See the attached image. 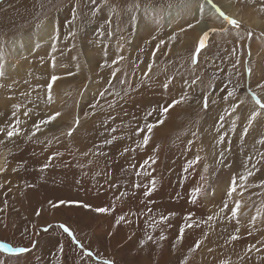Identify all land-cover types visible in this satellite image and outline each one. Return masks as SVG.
<instances>
[{
	"label": "rangeland",
	"instance_id": "1",
	"mask_svg": "<svg viewBox=\"0 0 264 264\" xmlns=\"http://www.w3.org/2000/svg\"><path fill=\"white\" fill-rule=\"evenodd\" d=\"M190 1L0 0V128L5 129L0 132V155L21 154L23 150L16 147L22 141L38 146L46 140L45 144L52 146L65 138L67 146L75 147L72 139L80 142L91 136L93 143L94 134L88 128L101 131L103 125H92L102 124L105 106L111 109L110 130L120 145L105 143L107 136L100 132L90 154L103 153L101 158L96 156L106 166H121L124 155L132 159L124 143L140 151L142 145L136 141L147 133L148 123L159 131L147 144L153 150L145 159H155L149 175H137L143 155L124 165L125 172L133 173L131 182L120 183L119 177L99 175L96 167L95 176L77 180L81 181L75 185L77 194L70 197L62 193L53 198L44 194L30 204L16 199V195L12 197L15 188L7 186L9 176L0 177V244L28 249L20 254L0 252V264H104L105 260L113 264H207L204 254L213 247L206 246L205 241L202 244V240L210 233L215 240L221 237L215 255L222 258L217 264H264V143H260L264 140V109L256 103L257 99L264 103V28L249 27L241 19L255 15L264 21V0H232L242 21L230 18L236 19L239 27L228 24L222 14L219 22L196 39L190 17L194 3ZM202 1L221 9L216 0ZM205 21L210 22V18ZM222 21L226 25L219 27ZM46 24L51 25L50 32L32 40L34 30ZM205 33L206 47L196 53ZM117 57L122 59L113 64ZM117 68L120 71L113 77ZM52 76L58 79L53 82ZM229 92L233 95L228 96ZM132 97V102L126 100ZM174 100L177 103L162 113L161 108ZM57 112L60 115L54 120L38 124ZM253 112L257 113L255 118ZM17 118L23 121L19 125L22 131L8 138L7 130ZM103 127V131H109ZM12 142L17 144L10 145ZM117 146L124 148L123 152H118ZM29 151L36 158V151ZM22 153L26 161H33L27 151ZM70 154L75 167H80L76 152ZM196 157L200 160L185 172L186 162ZM9 159L4 158V166L18 176L12 177L14 181L36 166ZM248 170L254 174L229 198L233 176L239 185V176ZM145 176L147 182L141 185L140 179L144 181ZM153 178L155 191L142 200L141 191ZM136 179L138 188L134 187ZM195 187L202 191L192 203L190 190ZM7 193L10 201L4 200ZM148 198L157 204L152 208L155 213L167 214L166 221L176 235L156 221L155 215L141 211L145 205H140L141 201ZM63 199L82 201L91 208L60 205L56 209V202ZM237 199L242 205L240 214L229 219ZM225 202L228 208L221 214ZM98 207L110 211L98 213ZM258 208L260 215L253 221ZM188 213L192 215L186 219ZM120 216L124 220L117 223ZM208 216L215 219L209 221ZM61 224L71 235L59 227ZM230 235L238 239L232 240ZM250 245L256 248L249 249ZM224 249L228 251L225 255Z\"/></svg>",
	"mask_w": 264,
	"mask_h": 264
},
{
	"label": "bare ground",
	"instance_id": "2",
	"mask_svg": "<svg viewBox=\"0 0 264 264\" xmlns=\"http://www.w3.org/2000/svg\"><path fill=\"white\" fill-rule=\"evenodd\" d=\"M190 2L194 3L193 7L191 8V11H190V17H192V19L194 20V28L193 30L195 31L196 33V38H198V36L203 32L205 31L209 26H212L214 25L215 23L219 22L221 19H222V14L223 13H220L219 10H217L216 8H213L211 7L210 5L208 4H205L202 0H191ZM232 0H216V3L219 4V6L221 7V11L222 12H225V13H228V16L229 17H235L237 20H243V22H245V24L249 27H263L264 28V21H260V19L255 16V15H252V18H241L239 15H237V11H236V7L234 5H232ZM179 8V7H178ZM172 14V13H170ZM206 17H209L210 18V22H207L205 21V18ZM225 18V17H224ZM241 18V19H240ZM241 20V21H242ZM226 21H222V25H220L219 27H222L223 25H226L225 24ZM263 22V23H262ZM216 26V25H215ZM40 27L41 25H39V27H37L34 32L31 34L30 38L32 40H34L35 38L33 37H44L45 35H47L50 30H51V25L50 24H46L44 25L43 27H41V30H40ZM214 28V27H213ZM262 31V30H261ZM263 32V31H262ZM225 37V36H224ZM260 39V38H259ZM240 41V40H239ZM18 41H15V44L18 45ZM245 44V43H244ZM260 44V43H259ZM261 45V44H260ZM243 46V45H242ZM244 47V46H243ZM232 48V47H231ZM258 48L260 49V47L258 46ZM253 49V48H252ZM262 49H264V40H263V44H262ZM261 49V50H262ZM254 51V50H253ZM264 52V51H263ZM252 53V52H251ZM127 55V54H126ZM150 71V70H149ZM152 75V74H151ZM155 83V82H154ZM158 83V82H157ZM154 85V84H153ZM161 90V89H160ZM135 99V97H132V98H128L126 99L127 101H131L132 102V99ZM135 101V100H134ZM106 102V101H105ZM183 108V107H182ZM104 111L106 112V115L104 117V119L102 118L100 121L102 124H98V125H92L93 126H107L109 128V131H103L104 130V127L101 126V131L102 133H104L106 136H107V140L106 141H109L111 140L113 144L117 145L118 146L120 145L119 141H117L116 139L113 140V137L114 134L111 132L110 130V125L113 123V119L111 118V109L110 107H104ZM173 111V110H172ZM170 113V112H169ZM101 113H99L100 115ZM98 115V114H97ZM102 116H104V114H102ZM173 116V115H172ZM99 117V116H97ZM101 118V116H100ZM99 121V120H98ZM90 122V120H89ZM165 123V122H163ZM90 127V125L88 126ZM87 127V128H88ZM89 129V132L94 134L93 135V143L90 142V137H87V138H83L80 142H74L76 141L75 138L72 139L71 141V144H75V147H72V146H67L68 144L66 143V139L63 138V140H60V141H57L56 142V145H53L50 146L49 144H45V142L43 143H40L38 144V146H34V145H30L28 143V141H22L20 142L19 144L21 145H17L16 148H21L23 151L22 152H25L27 151L28 152V156L29 158H31L33 161H26V157L24 158V154L21 152V154H16L15 152H13V154L11 155V153H6L4 155H0V167H4L5 168V171L4 172H0V177H2L3 175L5 176H9V180L7 181V186H13L15 188L14 190V193L12 192L11 195L12 197H14V195H16V199H19V198H22L25 202H28L30 204H33V201H36L38 200L39 196L41 195H47V196H51L53 198L54 195H59L62 193H65V196L66 194L68 196L71 195V193H74L77 194V191L79 190L76 189L75 185L78 183L81 182V181H77L78 179L79 180H82L83 178L86 179H89V177H93L95 176L94 173H95V170H96V167L99 168L98 170V173L99 175H102V176H107L108 178L110 177H119L120 178V183H125V182H131V181H134L133 180V173L131 172H125V168H124V165L130 161H133L135 162L136 159L139 160L141 157L144 156V160H145V155L149 152V151H152V145L149 144V145H145L144 142H143V136L145 135H142L141 138L137 139L138 141H136V144L138 143H141L142 145V148L140 149V151H136L132 145L127 142L126 144L124 143L125 147L127 145V147L129 148V152L132 153V159L131 157L130 158H126V155L122 156L121 158H123V162H122V165L119 166V167H116L114 166L112 163H108L107 166L104 165L102 163V160H98L99 158H97V156H101V155H97V153H99V151H94L92 154H90V148L93 147V145L97 144L98 142V138L99 137H96V135H100V132H94V131H91L90 128ZM181 129V128H180ZM184 131V130H183ZM86 131L82 132L83 134H85ZM88 132V131H87ZM159 133L158 130H155L153 129L152 133H150V139L149 141L151 140L152 137H154L155 135H157ZM52 135V134H51ZM88 135V134H87ZM58 136V135H57ZM89 136V135H88ZM39 137V136H38ZM52 138V136H50ZM37 138V137H36ZM78 138V136H77ZM35 139V138H34ZM43 139V138H42ZM41 139V140H42ZM31 140V139H30ZM38 140V139H37ZM190 140V139H189ZM34 141V140H32ZM105 141V142H106ZM183 141V140H182ZM30 142V141H29ZM181 142V141H180ZM187 142V141H186ZM9 142H6V145L8 144ZM188 143V142H187ZM17 143L15 142H12L10 143V145H16ZM131 146H130V145ZM190 144V142H189ZM188 144V145H189ZM123 145V144H122ZM130 147H129V146ZM184 145V144H183ZM117 146L116 150L118 152H123L124 148H119ZM185 146V145H184ZM187 147V146H186ZM190 147V146H189ZM20 149V150H21ZM29 150H33V151H36V158H34V154L29 151ZM184 150H187V149H184ZM191 150V149H190ZM194 150V149H193ZM15 151V150H14ZM72 151V152H71ZM73 151L76 152V159L75 161H77L78 163H80V167L76 168L75 165H74V161L72 160L71 155L70 153H73ZM189 151V150H188ZM192 151V150H191ZM191 151H189L188 153H190ZM55 153H61L62 155H55ZM85 153H87V155H85ZM159 153V152H158ZM30 154H33L32 157H30ZM141 154V155H140ZM173 154V153H172ZM97 155V156H96ZM143 155V156H142ZM49 157H52L51 160H49ZM176 157V156H175ZM4 158L5 160L6 159H9V158H15L16 162L15 163H23L25 164L27 167L30 166L34 163L36 166L35 168L31 169L32 172L30 173H27L25 176L23 175H20V179L17 180V181H14L12 179V177H14L16 174H14L12 171H11V167H5L4 166ZM24 158V159H22ZM28 158V159H29ZM101 158V157H100ZM27 159V160H28ZM35 159V160H34ZM85 159V160H84ZM90 159V160H89ZM10 160V159H9ZM12 160V159H11ZM46 160H48L49 162H47ZM105 160V159H104ZM143 160V161H144ZM200 160V159H199ZM106 161V160H105ZM141 161V160H140ZM142 161V163H143ZM203 161V160H202ZM176 162V161H175ZM204 162V161H203ZM8 163V162H7ZM10 163V162H9ZM174 163V162H173ZM47 164L48 167L46 169H43L42 170V166ZM169 164V163H168ZM175 164V163H174ZM199 164V163H198ZM7 165V164H6ZM13 165V164H12ZM78 165V164H77ZM141 163H140V168H141ZM11 166V165H10ZM171 166V165H170ZM172 166H174L172 164ZM173 168V167H172ZM149 169H152L151 166H146V170L148 171ZM171 170V167L170 169ZM167 171V170H166ZM171 172V171H169ZM173 172V171H172ZM171 172V173H172ZM189 172V171H188ZM205 174V173H204ZM204 174H203V177H204ZM91 175V176H90ZM98 175V174H97ZM18 178V176H15ZM97 177V176H96ZM106 178V177H105ZM4 179V178H3ZM104 179V177H103ZM198 180V179H197ZM135 182L137 184L138 183V180L136 179ZM143 182V184L146 181V176L144 178V181H142V179H140V184ZM158 182V181H157ZM200 182H201V179H200ZM15 185H14V184ZM142 185V184H141ZM161 185V184H160ZM194 186V185H193ZM198 186H200L198 184ZM205 186V185H203ZM69 188L71 189V191L69 190ZM142 188V187H141ZM1 192L0 194L2 193V188H0ZM10 189V188H9ZM144 189V188H143ZM11 190V189H10ZM9 190V191H10ZM146 191V189H144ZM66 191H69V192H66ZM145 191H141V195H140V198L143 200L142 197H145L144 196V192ZM47 193H50V194H47ZM8 194V193H7ZM10 194V193H9ZM8 194V196H4V200L5 201H10V195ZM2 195H0L1 197ZM55 197V196H54ZM58 197V196H57ZM63 197V196H62ZM71 197V196H70ZM68 197V198H70ZM73 197V196H72ZM78 196L76 195V198ZM60 198V197H59ZM67 198V197H66ZM67 198V199H68ZM146 198V197H145ZM65 199V197H64ZM63 199V200H64ZM75 199V197H74ZM70 200V199H69ZM73 200V199H72ZM60 201V200H59ZM14 202V201H13ZM82 202V201H81ZM139 203V202H138ZM137 203V205H138ZM145 204V205H144ZM140 205H144L141 209V211L143 212H146V211H149L151 213V216H154L155 215V218H156V221H158L160 224H162L164 226V228L170 230V233L171 232H174L172 234H175L177 233V231L174 229V227H171V224L168 222V221H160V217L161 216H166L164 215L163 213H155V210L152 209L154 205L157 206L156 203H154V199L152 198H148L147 200L145 201H141ZM73 206V205H72ZM65 207V206H64ZM82 207V206H81ZM56 209L60 208L59 207H55ZM74 208H77V207H74ZM84 207H82L83 209ZM86 209V208H85ZM84 210V209H83ZM161 210V209H160ZM60 211V210H59ZM89 222V221H88ZM93 223V222H92ZM169 224V227L167 226ZM87 225V224H86ZM143 225L141 224V227ZM197 227V226H195ZM199 227V226H198ZM143 229H146V226H143ZM193 229V236L195 235V228H192ZM201 229V228H200ZM212 231V230H210ZM215 231V230H214ZM216 232V231H215ZM226 232V231H225ZM228 232V231H227ZM180 234V232H179ZM217 234V233H216ZM230 234H233V233H230ZM258 234V233H257ZM197 235V233H196ZM215 235V234H214ZM223 235V234H222ZM232 236V235H230ZM181 237V236H180ZM197 236H195L196 238ZM227 237V236H226ZM221 238V237H220ZM219 238V239H220ZM197 239V238H196ZM219 239L217 240V237H216V240L215 238H213L212 236V233L210 234H206L205 237H203V240H202V244L203 242L205 243V245H210L211 247H213L212 250H210L208 253L204 254V259H203V262L207 263V264H213L214 260L217 258L218 260H216V264L218 263L217 261H219V259H221L222 257H216L215 254H217V242L219 241ZM198 241V239H197ZM196 242V241H195ZM213 246H212V245ZM203 246V245H202ZM163 248V247H162ZM165 250H166V247L164 246ZM229 248V247H228ZM164 250V249H163ZM227 249H224L223 250V254L225 255ZM231 250V249H230ZM234 250V249H233ZM232 250V251H233ZM229 254H232L231 252ZM168 255V254H167ZM228 255V254H227ZM226 255V256H227ZM230 256V255H229ZM202 257V256H201ZM260 257V256H259ZM215 258V259H214ZM250 259V258H249ZM246 260V259H245ZM242 261V260H241ZM252 262L250 263H247V264H251Z\"/></svg>",
	"mask_w": 264,
	"mask_h": 264
},
{
	"label": "snow or ice",
	"instance_id": "3",
	"mask_svg": "<svg viewBox=\"0 0 264 264\" xmlns=\"http://www.w3.org/2000/svg\"><path fill=\"white\" fill-rule=\"evenodd\" d=\"M219 11H220V13H223V17H226L227 18L226 21L228 22V24L233 25V26H235L237 28L239 27V23H238V21L236 19L230 18L229 16L225 15V13L222 12L220 9H219ZM73 13L75 15V9H73ZM206 40H207V33H205L204 36L201 37V39L199 40V44L196 47V53H199L201 51V49H203V48L206 47ZM119 59H122V57H117V59L116 60H113L112 63L113 64H116L117 63V60H119ZM193 60L195 62V60H196V56L195 55L193 56ZM237 63H239V61H237ZM118 71H120V69H118V68L115 69L112 72V76L115 77L116 76V73ZM0 75H3V73H0ZM145 75L147 76V73H145ZM57 79H58L57 76H52L51 77V80L53 82L56 81ZM120 83L123 84V83H125V81L124 80H121ZM48 88L49 89L52 88V83H49L48 84ZM101 95L103 96L104 93L102 92ZM231 95H233V93L232 92H229L228 93V96H231ZM252 95L255 98V93H252ZM225 99H227V97H225ZM176 103H177V101L174 100L172 102V104L169 105L167 108H161V112L162 113H167L168 112V109L171 108ZM256 103L260 105L261 109H264V103H261V101L259 99L256 100ZM205 107H207V103H205ZM28 114L29 113L27 111L24 112V115L25 116H28ZM12 115L15 116L16 113H12ZM59 115H60V113L57 112L53 116H49L48 117V120H40V121H38V124L39 125H45V124L48 123V121L54 120L55 117L56 116H59ZM256 115H257V113L253 112V114H252L253 118H255ZM220 119L223 120L224 117L221 116ZM21 123H23V121L19 120V118H17L13 122V125L8 128L7 133H6V135H7L8 138H11V137H13V136L18 135V134L21 133L22 130L19 128V125ZM158 123H162V121H160ZM251 123H252V120L250 119L248 121V124L251 125ZM146 127H147V133L143 136V142H144L145 145L148 144L149 139H150V135L149 134L152 133L153 128L155 127V125L152 124V123H148L146 125ZM4 131H5L4 128H0V132H4ZM36 131H39V127L36 128ZM71 131L72 130L70 129L69 130V134H71ZM137 131L140 132V131H143V129H138ZM244 131H245V133H247L248 129L245 128ZM34 134H35V132L33 133V135ZM114 139H116V138L113 137V140ZM220 139L222 141L224 139V137L221 136ZM0 143H2V141H0ZM105 143H112V141L109 140V141H106ZM260 143H264V140L260 141ZM100 154L103 155V153H100ZM55 155H62V154L61 153H55ZM85 155H87V153H85ZM261 155L264 156V154H261ZM51 159H52V157H49V160H51ZM199 159H200V157H196L193 160L187 161L186 162V165H185V168H184V171L187 172V170L190 169V168H192V166L195 165L199 161ZM154 163H155V159L154 158L145 159L143 161L142 165H141V168L137 170V175L138 176H140V175H149L150 173L146 170V166H150V164H154ZM47 167H48L47 164L43 165L42 166V170L43 169H46ZM253 168H255V165H253ZM4 171H5V168L4 167H0V172H4ZM253 174H254L253 171L248 170L246 172V174L240 175L239 176V181L241 183L239 185H237V183H236L237 178L235 176H233L232 182H231V186L228 187V191H227L228 197L230 198L232 196V193L236 191V188L237 187L243 188L244 182L247 180L248 177L252 176ZM262 186H264V182H262ZM134 187H137L138 188V187H140V185L137 184V185H134ZM145 187H146V191L144 192V196H146V197L147 196H150L151 193L153 191H155V188H156L155 178L152 179V181L150 182V185H146ZM201 191H202V189L200 187H195V188L191 189L190 190V197H189L190 202L195 203L197 201V198L200 195ZM122 195H123V193H122ZM60 205H78V206H82V207H85V208H91V205L84 204L81 201H72V200H67V201L60 200V201H57L55 206L56 207H59ZM241 207H242L241 201L239 199H237L235 201V205L231 208V212H230L229 219H233V220L236 219L237 216H238V214H240ZM227 208H228V203L225 202L224 205H223V207L220 209V213L222 214ZM112 210H114V209H112ZM95 211L98 212V213H106V212H109L110 209L107 208V207H98V208L95 209ZM260 211H261V209L258 208L257 209L256 216H253L252 217V220L253 221H255L257 219V217L260 215ZM191 215H192L191 213H188V214H186V217L185 218L188 219V218L191 217ZM167 219H168L167 216H161L160 217V221H165ZM207 219L209 221H212V220L215 219V217L208 216ZM123 220H124V217L123 216H120V217L117 218V223H119L120 221H123ZM59 227L62 228L65 233H68L69 235H71V232L69 231V228L68 227H66L63 224L59 225ZM152 227L155 228L156 225L153 224ZM187 227H192V225L191 224H188ZM237 231H239V229H237ZM180 232H181V234H183L184 227H181ZM147 239L151 240L152 237L151 236H148ZM160 239L161 240L165 239V237L163 236V234L160 236ZM231 239L232 240H237L238 239V236L233 235L231 237ZM140 243L143 244L144 241L142 240ZM262 243H264V242H262ZM195 246L196 247L199 246V241L196 242V245ZM81 247H83V246L81 245ZM254 248H256L255 245H250L249 246V249H254ZM26 251H28V249L27 248H24V247H13V246H10V245H8L6 243L5 244H0V252L10 253V254H20V253H24ZM257 251H259V249H257ZM88 254L91 255V253H88ZM104 264H113V261H111V260H105L104 261Z\"/></svg>",
	"mask_w": 264,
	"mask_h": 264
}]
</instances>
